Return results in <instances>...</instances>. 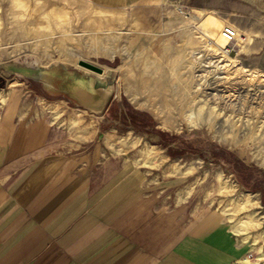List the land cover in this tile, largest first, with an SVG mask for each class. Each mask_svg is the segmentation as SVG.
Returning a JSON list of instances; mask_svg holds the SVG:
<instances>
[{
    "label": "rangeland",
    "instance_id": "obj_1",
    "mask_svg": "<svg viewBox=\"0 0 264 264\" xmlns=\"http://www.w3.org/2000/svg\"><path fill=\"white\" fill-rule=\"evenodd\" d=\"M10 1L0 0V62L34 56L43 65L77 66L82 59L118 69L119 78L109 111L100 117L85 111L86 127L76 121L78 108L8 79L0 86V121L41 122L42 136L60 138L59 151L98 146L106 158L119 154L126 165L153 170L155 181L180 186L166 194L170 202L251 217L260 228L247 234V261L263 258L264 0H142L110 9L116 14L111 26L101 19L99 27L90 19H100L98 10L107 8L87 0H33L36 9L31 1L18 16L11 13ZM48 7L61 13L57 26ZM191 11L198 22L187 18ZM41 19L51 29L35 36L29 29ZM226 25L238 32L233 43L223 36ZM214 40L223 47H214ZM113 106L152 119L159 134L149 136L113 120ZM226 184L235 190L226 192ZM243 193L258 204L237 212L233 203Z\"/></svg>",
    "mask_w": 264,
    "mask_h": 264
},
{
    "label": "crops",
    "instance_id": "obj_2",
    "mask_svg": "<svg viewBox=\"0 0 264 264\" xmlns=\"http://www.w3.org/2000/svg\"><path fill=\"white\" fill-rule=\"evenodd\" d=\"M87 1L122 9L142 0ZM75 110L86 127L85 111ZM41 134V122L0 121V264H264L247 261V234L260 228L251 217L170 202L180 186L155 181L153 170L106 158L98 146L59 151L58 136ZM250 195L235 211L258 204ZM245 198L256 204L244 208Z\"/></svg>",
    "mask_w": 264,
    "mask_h": 264
},
{
    "label": "water",
    "instance_id": "obj_3",
    "mask_svg": "<svg viewBox=\"0 0 264 264\" xmlns=\"http://www.w3.org/2000/svg\"><path fill=\"white\" fill-rule=\"evenodd\" d=\"M119 71L87 61L73 65L55 61L43 65L37 57L0 62V86L8 79L29 83L33 90L48 100H65L70 107L97 117L105 116L117 93Z\"/></svg>",
    "mask_w": 264,
    "mask_h": 264
},
{
    "label": "bare ground",
    "instance_id": "obj_4",
    "mask_svg": "<svg viewBox=\"0 0 264 264\" xmlns=\"http://www.w3.org/2000/svg\"><path fill=\"white\" fill-rule=\"evenodd\" d=\"M31 1H32V6H33V8L34 9H36V6L37 5H39L38 3H33V0H11L10 1V11H11V13L12 14H16L17 16L21 13V12H23V10H24V8L26 7V5H28V4H31ZM42 5V7H45L46 6V3H44V4H41ZM68 5V4H67ZM52 6V5H51ZM20 9V10H19ZM41 9V8H40ZM48 9V14H49V16H51V22H53L54 23V25H56L57 26V24H58V17H60L61 16V13L58 15L57 13H58V11L56 10V9H54L53 7H48L47 8ZM50 9H52L51 11H50ZM37 10H38V8H37ZM97 13H100V14H102L103 16L100 18V19H97V16L96 17H94L95 19H90L91 20V22H93V24H95V25H97L98 27L99 26H103V23L102 22H105V21H103V20H101V19H104V20H106L107 22H105L106 24L108 23V26H111V23H109L110 22V19H111V17H113L114 15H116L115 13H114V11H112V10H110V9H105V10H98V12ZM47 14V15H48ZM190 21H194V22H198L199 21V17H198V14H197V12L196 11H191V12H189L188 13V17H187ZM24 23V22H23ZM48 23V22H47ZM46 22H44L42 19H41V21H39V22H37V24H36V26L33 28V29H29V32H32L31 34H33V35H37V34H42V33H40L41 32V30L43 29V30H49V29H51V25L48 23L47 24ZM22 24V23H21ZM30 24V21H29V23H28V25ZM24 25H27V22H25L24 23ZM27 25V26H28ZM22 25H20V27H21ZM96 26V27H97ZM115 30V29H114ZM95 32V31H94ZM105 32V31H104ZM95 35H96V33H95ZM96 38H97V36H96ZM95 38V39H96ZM41 39H43V37H41ZM100 40V39H99ZM236 40V39H235ZM234 40V41H235ZM233 41V42H234ZM96 42V41H95ZM229 42V41H228ZM232 42V43H233ZM210 43H212V45L214 46V47H216L217 48V45H220L221 47H223V44H222V42L221 41H219V40H214L213 42H210ZM97 45V44H96ZM220 49V48H219ZM85 61V60H82V59H79L78 61ZM90 63V62H89ZM91 64H93V63H91ZM97 64V63H96ZM93 65H95V63L93 64ZM98 65V64H97ZM96 65V66H97ZM99 67H101V68H103L104 70H106L103 66H99ZM126 79V78H125ZM16 81V80H15ZM14 81V82H15ZM126 83H127V81H125ZM130 85V84H129ZM134 90V89H133ZM128 92V91H127ZM133 92V91H132ZM131 93V92H130ZM260 154V153H259ZM260 158H261V156H260ZM264 161V160H263ZM231 188H233V187H231ZM229 191H231V189H227L226 190V192H229ZM245 196H247V195H245ZM257 198V197H256ZM247 200V198H245V200L243 201V203H244V208H246L248 205L249 206H251V205H253L254 203H255V201H246ZM248 202H249V204H248ZM256 203H257V201H256ZM255 203V204H256ZM253 227H254V225L255 224H251Z\"/></svg>",
    "mask_w": 264,
    "mask_h": 264
},
{
    "label": "trees",
    "instance_id": "obj_5",
    "mask_svg": "<svg viewBox=\"0 0 264 264\" xmlns=\"http://www.w3.org/2000/svg\"><path fill=\"white\" fill-rule=\"evenodd\" d=\"M137 115L138 113L131 109L124 111L123 109L116 108V106H113L109 112V116L112 117L113 120L122 122L125 126H131L135 130L143 131L149 136H156L157 134H159V132L154 129V121L152 119L149 118V120H146L144 118H139V116ZM194 153L197 154L198 152ZM208 155L210 156V158L212 157L213 159H215L214 154Z\"/></svg>",
    "mask_w": 264,
    "mask_h": 264
},
{
    "label": "built area",
    "instance_id": "obj_6",
    "mask_svg": "<svg viewBox=\"0 0 264 264\" xmlns=\"http://www.w3.org/2000/svg\"><path fill=\"white\" fill-rule=\"evenodd\" d=\"M237 35H238V32L235 27L231 25H226L223 28V36L230 43H232L236 39Z\"/></svg>",
    "mask_w": 264,
    "mask_h": 264
},
{
    "label": "flooded vegetation",
    "instance_id": "obj_7",
    "mask_svg": "<svg viewBox=\"0 0 264 264\" xmlns=\"http://www.w3.org/2000/svg\"><path fill=\"white\" fill-rule=\"evenodd\" d=\"M261 191H262V193H263L262 202H263V204H264V189H262Z\"/></svg>",
    "mask_w": 264,
    "mask_h": 264
}]
</instances>
